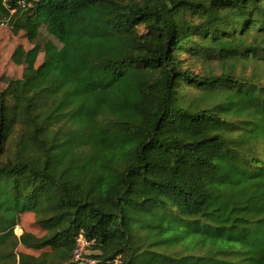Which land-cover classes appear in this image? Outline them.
<instances>
[{"label": "trees", "instance_id": "trees-1", "mask_svg": "<svg viewBox=\"0 0 264 264\" xmlns=\"http://www.w3.org/2000/svg\"><path fill=\"white\" fill-rule=\"evenodd\" d=\"M18 1L16 34L65 44L0 92V264H81L80 235L99 264H264V83L178 57L264 66V0Z\"/></svg>", "mask_w": 264, "mask_h": 264}, {"label": "rangeland", "instance_id": "rangeland-1", "mask_svg": "<svg viewBox=\"0 0 264 264\" xmlns=\"http://www.w3.org/2000/svg\"><path fill=\"white\" fill-rule=\"evenodd\" d=\"M13 17L14 15L10 14L5 19L0 20V92L6 89L9 85H13L18 89L19 83L23 77L43 62L45 46L48 42H52L58 48H62L65 44V40L57 35L48 24H45L40 29L39 35L33 40L28 39L26 33L23 31L16 34L13 31ZM195 21H199L198 18H196ZM141 31L143 33L145 32L143 28H141ZM195 38L197 39L198 36H195ZM19 46L23 47L24 54L20 63H16L13 59V55ZM33 50L36 54L35 61L29 56V53ZM178 55L182 62V67L184 69H189L192 73L198 76H222L223 74L233 72L237 78L243 77L249 79L252 78L253 75H257L264 83V66L257 64L253 59L224 61L214 55L192 57L184 51H178ZM183 90L186 94L187 105L191 104L193 101H197L201 107L203 106V102L207 100V104L211 106L222 102L223 95L221 94L218 97L211 98V93H204L188 86H184ZM23 233H30L37 237H43L46 235V231L38 224V219L33 213L21 216V222L16 227L15 234L20 237ZM17 253L36 257L42 254L40 251L30 250L23 246H20L17 249ZM96 254V251L88 249L86 255L91 256Z\"/></svg>", "mask_w": 264, "mask_h": 264}, {"label": "built area", "instance_id": "built-area-1", "mask_svg": "<svg viewBox=\"0 0 264 264\" xmlns=\"http://www.w3.org/2000/svg\"><path fill=\"white\" fill-rule=\"evenodd\" d=\"M3 2V4L10 9V0H0ZM18 6L20 8H27L28 2L27 0H19ZM11 14L14 15L16 13V9H10ZM90 242L86 240V238L83 235H80L77 239V248L74 252V262H79L81 264H99L98 261L92 260L85 255L87 254V250L90 246Z\"/></svg>", "mask_w": 264, "mask_h": 264}]
</instances>
